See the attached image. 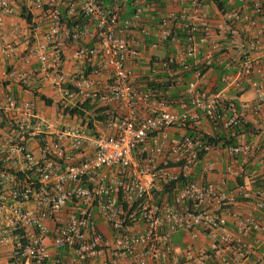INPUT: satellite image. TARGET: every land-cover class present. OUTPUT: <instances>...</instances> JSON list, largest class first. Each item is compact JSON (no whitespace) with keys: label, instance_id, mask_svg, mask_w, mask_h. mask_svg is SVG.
Wrapping results in <instances>:
<instances>
[{"label":"built area","instance_id":"2783aa9c","mask_svg":"<svg viewBox=\"0 0 264 264\" xmlns=\"http://www.w3.org/2000/svg\"><path fill=\"white\" fill-rule=\"evenodd\" d=\"M14 17L27 22V35L6 34ZM19 46L21 67L3 65L2 75L24 87L38 80L74 106L90 100L122 109L89 126L78 115L51 120L5 93L0 247L10 246L12 264L99 257L103 264H212L218 251L240 264L250 252L242 236L264 231V222L237 216L233 206L240 198L262 209L264 192L226 182L245 173L235 159L253 156L256 147L207 142L211 132L197 122L227 131L246 124V113L264 112V89L252 78L263 74L264 0H0V53L10 57ZM187 64L194 71L179 97L151 85L176 87ZM213 65L226 69L216 92L202 72ZM245 85L255 88L252 101L228 93ZM234 101L237 109L227 112ZM259 129L264 134V125ZM214 154L231 159L219 181L199 176L200 169L216 172ZM178 232L191 239L204 233L208 247L188 244L179 256Z\"/></svg>","mask_w":264,"mask_h":264},{"label":"crops","instance_id":"0c3cea01","mask_svg":"<svg viewBox=\"0 0 264 264\" xmlns=\"http://www.w3.org/2000/svg\"><path fill=\"white\" fill-rule=\"evenodd\" d=\"M4 29L6 34L9 37L21 38L22 35H27L28 27L27 22L22 18L14 17L10 21H6L4 25ZM23 47L19 46V48L11 54L10 57H6L4 54L0 53V113H6L4 111V95L7 92L13 93L17 100L20 102L29 101L33 105V112L34 113H41L43 116L45 114H50L53 116L56 113L58 118L68 119L70 114H67L64 109L66 107H73L75 100H69L63 98L61 94L57 90H52L49 86L40 83L38 80H33L32 83L28 87H24L14 81L13 79L9 78L8 76H4L1 74V70L3 69V65L9 71L12 69H17L21 67L20 58L22 55ZM260 58L262 59V64H264V54H260ZM71 53H66L64 59V69L67 75L70 74L71 69ZM142 66L136 68L137 71L141 69ZM148 72V71H147ZM263 74L258 75L254 73L252 78L262 85L264 89V67L262 69ZM225 74V73H224ZM224 76V75H223ZM216 81V73L214 69H209L205 74V82L206 86L213 91L212 86L215 84ZM211 86V87H209ZM223 88V79H222V86L216 90L219 91ZM255 88L253 86L245 85L242 90H235L233 88L228 90V93L238 94L241 99L252 101L255 97H246L243 98L244 94L248 89ZM32 90H36L39 93L44 94L49 99L52 100V104L48 105L43 100L39 99L38 97L33 95ZM213 91V92H216ZM94 104V107L91 109H84L85 113H95V108L99 107H107L105 111L108 113L109 111L119 112L122 107H118V105H105L98 102L90 101V104ZM78 107V106H77ZM171 107V106H170ZM173 108V107H171ZM178 106L176 104V107ZM45 113V114H44ZM65 113V114H64ZM99 113V112H97ZM248 124L252 126L250 130H240L236 129H229L227 131L221 130L218 126L215 127L212 123H209L205 120H200L197 122L198 129H205L209 130L211 133L209 135L214 134V132L220 133L222 136L226 137L227 139L234 138L236 141L234 143H241V142H251L255 145V152L253 156L248 158H242L238 156L235 159V166L236 165H243L245 167V173L240 176L227 177L226 186L228 189H232L235 187L237 183H250L251 187L254 190H262L264 192V134L262 133L260 127L264 125V112L262 113H246ZM179 134L178 132H175ZM212 159L216 161V172L214 173H205L203 170H199V176L203 179H213L215 181H219L223 175L222 169L223 167L231 161L223 157L222 155L214 154L211 156ZM233 212L237 216H241L244 214L252 213L258 219L264 222V208L257 209L252 204H249L242 199L239 198L237 203L233 206ZM226 228L233 232L235 229V217L229 216L227 219ZM243 244L250 249V252L242 259L240 264H264V231L256 232L253 231L251 233H247L242 236ZM197 244L198 247H208V239L204 233H200L196 239H191L186 233L178 232L174 234L173 245L174 251L177 255L182 256L184 248L188 244ZM10 246L0 247V264H12L10 262ZM224 253H220L219 251L216 252L215 258L212 261V264H232L231 261L225 256ZM49 264H54L53 262H48ZM88 264H103V257H99L93 261H90ZM117 264H132L125 259H119Z\"/></svg>","mask_w":264,"mask_h":264},{"label":"trees","instance_id":"16d2710c","mask_svg":"<svg viewBox=\"0 0 264 264\" xmlns=\"http://www.w3.org/2000/svg\"><path fill=\"white\" fill-rule=\"evenodd\" d=\"M105 1H107V0H105ZM127 7H129V6H127ZM20 16L22 18H24L27 22H30V19H31L30 15H25V13L22 11ZM188 64H191V61H189ZM188 64L186 65L187 68L183 69V71H182V83H179L176 87H171L170 83H168V82L163 84V85H161L160 83L152 82L151 85L156 87V88H160L162 91L169 90V92L173 94L171 96H167L169 99H171V97H179L178 88L182 87V84L185 82L186 79H188L191 76L192 72L194 71V69ZM209 68L210 67L202 69V72L206 74V72L209 70ZM211 68L214 69V71L216 73V81H215V84L212 86L213 91H216L222 86V79H223L224 73H226V69H224L223 67L218 66V65H213ZM32 92H33L34 96L43 100L46 104H48V105L52 104V100L49 99L44 94L39 93L36 90H32ZM94 104L95 103H93L91 105L90 100H86L82 103L81 108L89 110V109L94 107ZM166 104L168 107L169 106H171L173 108L176 107V103L174 101H171V100L168 101ZM233 104H234L233 108H230L228 105H224V108L226 109L227 112H230L232 109H237L236 101H234ZM81 108H79L77 106H73V107H66L64 110L66 112H68L67 114H70V116L71 115H78L79 117L83 118L84 120H86L88 122L89 126H92V124L94 122L100 123L104 119V117L106 116L105 111L107 110V107L95 108L94 115L86 114L85 111L82 110ZM220 109H222V108H220ZM97 112H99V113H97ZM212 125H214L215 127L217 126L214 123H212ZM193 127H195L194 124H193ZM241 128H243V130H250V129H252V126L250 124L246 123L243 125L233 127V129H236V130H240ZM189 131L194 132L193 129H189ZM205 137H206L207 142L214 143V144H217L219 142H222L223 145L233 144L234 141H236L234 138L227 139L226 137L222 136L218 132H214L213 136L206 134ZM200 156L202 157L203 155L201 154Z\"/></svg>","mask_w":264,"mask_h":264},{"label":"rangeland","instance_id":"374dc122","mask_svg":"<svg viewBox=\"0 0 264 264\" xmlns=\"http://www.w3.org/2000/svg\"><path fill=\"white\" fill-rule=\"evenodd\" d=\"M209 87H211V86H209ZM207 88H208V86H207ZM209 89V88H208ZM210 90V89H209ZM255 95V90L253 89V88H251V89H248L247 91H246V93L244 94V96H243V98H246V97H253ZM45 114V113H44ZM46 118H49V119H51V120H58V121H60V118H58L57 117V115H56V113H54L53 114V116L52 115H50V114H45L44 115ZM62 120V119H61Z\"/></svg>","mask_w":264,"mask_h":264}]
</instances>
